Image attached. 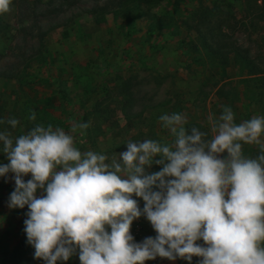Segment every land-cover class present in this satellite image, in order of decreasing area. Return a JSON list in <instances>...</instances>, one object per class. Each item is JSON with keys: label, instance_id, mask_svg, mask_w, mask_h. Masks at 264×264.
<instances>
[{"label": "rangeland", "instance_id": "rangeland-1", "mask_svg": "<svg viewBox=\"0 0 264 264\" xmlns=\"http://www.w3.org/2000/svg\"><path fill=\"white\" fill-rule=\"evenodd\" d=\"M220 2L12 0L11 10L0 15V131L16 137L35 123L70 131L80 117L90 127L73 134L77 147L111 159L126 151L130 140L171 143V133L159 120L165 113L184 114L189 131L198 127L210 135L207 118L218 117L223 106L232 108L237 123L264 116V100L248 101L261 88L264 93V81L240 82L247 75L234 64L238 52L262 54L254 60L264 66V22L259 18L264 8L248 0L243 10L231 11ZM209 44L216 51L207 49ZM30 110L36 113L34 122L28 119ZM12 118L19 121L16 128L7 123ZM243 153L261 154L256 144H244ZM8 162L0 151V164ZM161 167L154 163L146 171ZM13 176L0 177V264H45L34 258L35 249L27 242L28 207H9ZM134 198L143 209V199ZM138 221L144 238L156 236L142 215L131 227L135 240ZM57 264H80L78 252Z\"/></svg>", "mask_w": 264, "mask_h": 264}, {"label": "clouds", "instance_id": "clouds-1", "mask_svg": "<svg viewBox=\"0 0 264 264\" xmlns=\"http://www.w3.org/2000/svg\"><path fill=\"white\" fill-rule=\"evenodd\" d=\"M11 3L0 0V15ZM28 119L36 120L35 111ZM159 120L171 143L130 140L111 159L77 147L73 134L90 123L71 122L70 131L35 123L16 137L0 131L9 161L0 164V177L14 174L9 207H28L24 231L34 258L57 264L78 252L80 264H145L157 257L264 264V116L237 123L223 106L207 118L211 135L189 131L181 113ZM7 123L16 128L19 121ZM244 144L258 145L261 154L246 156ZM154 163L161 170L146 171ZM134 197L143 199V209ZM142 215L156 236L136 242L131 227Z\"/></svg>", "mask_w": 264, "mask_h": 264}, {"label": "trees", "instance_id": "trees-1", "mask_svg": "<svg viewBox=\"0 0 264 264\" xmlns=\"http://www.w3.org/2000/svg\"><path fill=\"white\" fill-rule=\"evenodd\" d=\"M254 2H255V5L258 7V8H260V7H262L263 6V4L261 3L263 0H253ZM261 1V2H260ZM213 2H216V0H213ZM246 2H248V0L247 1H245V0H221V2L220 3H222V5L224 6V5H228L229 4V7H230V9H231V11H234V8H238L240 11L241 10H243L244 9V4H246ZM264 2V1H263ZM249 3H250V1H249ZM261 3V4H260ZM255 6V7H256ZM225 7V6H224ZM245 7H247V6H245ZM262 8H264V7H262ZM131 9H134V8H131ZM247 8H245V10H246ZM140 11V10H139ZM263 12V11H262ZM264 13V12H263ZM233 14H235V13H233ZM130 15H132V11H130V12H126L124 15H122L123 16V18H126V17H130ZM142 16H143V18L144 17H147V14L146 13H143L142 14ZM260 19H261V21L262 22H264V15L263 14H261V16L259 17ZM130 26V28H133V26H134V21H130V24H129ZM198 29V31L199 32H202L201 31V29L200 28H197ZM136 30L135 29H133V32H135ZM204 33V32H203ZM207 49H209L210 51H216V49H215V47H214V45H208L207 47H206ZM219 50H221V48L219 49ZM218 50V51H219ZM220 54L222 53V52H219ZM232 52H226L225 54L226 55H230ZM234 54H235V61H234V64L238 67V68H240L242 71H243V74L244 75H247L245 78H241V81L240 82H246V81H249V83L250 82H257L256 84L258 85V82H261V81H264V66L263 65H261V64H257L256 63V61L254 60V57H251L250 55H248V54H244V56H246V58L244 57V56H241V54H239L238 52H234ZM225 55V56H226ZM260 55H262V54H259V55H256V57L257 56H260ZM255 57V58H256ZM180 62V61H179ZM181 64V63H180ZM113 65V64H112ZM218 65H221V63H219ZM102 66H104V65H102ZM262 83V85H264V82H261ZM124 88V87H123ZM129 87H125L124 89H128ZM129 90V89H128ZM60 93H61V95L66 99L67 98V94H66V90L65 89H61L60 90ZM257 99L258 101H261V102H263V100H264V93H263V88H261V90H260V93H256V95L255 96H253L250 100H248V101H250V102H252L253 101V99ZM252 100V101H251ZM256 100V101H257ZM231 105H234L235 106V104H234V102H232L231 103ZM263 106H264V102H263ZM71 116H72V114H70ZM77 121L78 122H82V118H77Z\"/></svg>", "mask_w": 264, "mask_h": 264}, {"label": "built area", "instance_id": "built-area-1", "mask_svg": "<svg viewBox=\"0 0 264 264\" xmlns=\"http://www.w3.org/2000/svg\"><path fill=\"white\" fill-rule=\"evenodd\" d=\"M142 227H143L142 223H140L139 221L136 222V224H135V237L137 238L135 240L136 242H142L145 239L142 236L143 234L141 233ZM198 243L203 244V241L200 240V241H198ZM200 259H201L200 257H193L191 264H198ZM146 262L151 263V264H190L189 261L184 260V259H180V258H177L176 260L173 261V260H169L167 258H160V257H157L154 260H148Z\"/></svg>", "mask_w": 264, "mask_h": 264}]
</instances>
